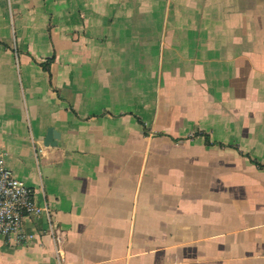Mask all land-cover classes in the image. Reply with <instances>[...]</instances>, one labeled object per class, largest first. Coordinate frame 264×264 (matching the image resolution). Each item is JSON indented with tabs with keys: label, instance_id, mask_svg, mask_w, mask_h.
<instances>
[{
	"label": "crops",
	"instance_id": "obj_1",
	"mask_svg": "<svg viewBox=\"0 0 264 264\" xmlns=\"http://www.w3.org/2000/svg\"><path fill=\"white\" fill-rule=\"evenodd\" d=\"M0 154V264H264V0H0Z\"/></svg>",
	"mask_w": 264,
	"mask_h": 264
},
{
	"label": "built area",
	"instance_id": "obj_2",
	"mask_svg": "<svg viewBox=\"0 0 264 264\" xmlns=\"http://www.w3.org/2000/svg\"><path fill=\"white\" fill-rule=\"evenodd\" d=\"M42 214L48 217L49 233L60 243L62 239L51 223L48 206L37 201L35 190L14 175L6 165L4 155L0 154V236L17 243L35 239L37 234L25 232L24 223L26 218ZM56 250L59 254V249Z\"/></svg>",
	"mask_w": 264,
	"mask_h": 264
},
{
	"label": "water",
	"instance_id": "obj_3",
	"mask_svg": "<svg viewBox=\"0 0 264 264\" xmlns=\"http://www.w3.org/2000/svg\"><path fill=\"white\" fill-rule=\"evenodd\" d=\"M59 138V134L57 132H55V130L53 128H50L48 131V136H47V140L45 141L46 145H54L56 143L55 139Z\"/></svg>",
	"mask_w": 264,
	"mask_h": 264
}]
</instances>
